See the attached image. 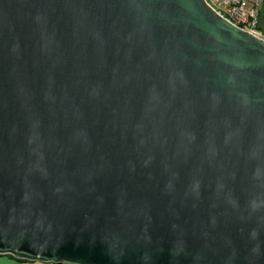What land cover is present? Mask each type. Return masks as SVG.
Here are the masks:
<instances>
[{"label":"water","instance_id":"obj_1","mask_svg":"<svg viewBox=\"0 0 264 264\" xmlns=\"http://www.w3.org/2000/svg\"><path fill=\"white\" fill-rule=\"evenodd\" d=\"M0 256L264 264V41L205 0H0Z\"/></svg>","mask_w":264,"mask_h":264},{"label":"built area","instance_id":"obj_2","mask_svg":"<svg viewBox=\"0 0 264 264\" xmlns=\"http://www.w3.org/2000/svg\"><path fill=\"white\" fill-rule=\"evenodd\" d=\"M221 18L264 41V0H205Z\"/></svg>","mask_w":264,"mask_h":264},{"label":"crops","instance_id":"obj_3","mask_svg":"<svg viewBox=\"0 0 264 264\" xmlns=\"http://www.w3.org/2000/svg\"><path fill=\"white\" fill-rule=\"evenodd\" d=\"M0 264H49L40 262H20L10 256H0Z\"/></svg>","mask_w":264,"mask_h":264},{"label":"trees","instance_id":"obj_4","mask_svg":"<svg viewBox=\"0 0 264 264\" xmlns=\"http://www.w3.org/2000/svg\"><path fill=\"white\" fill-rule=\"evenodd\" d=\"M262 18L264 19V11H263V13H262ZM11 258H13V259H16V258H14L13 256H10ZM16 260H18V261H20V262H29V261H26V260H19V259H16Z\"/></svg>","mask_w":264,"mask_h":264}]
</instances>
